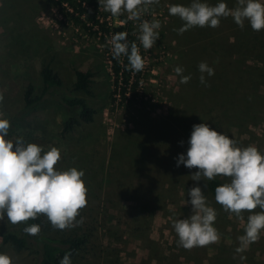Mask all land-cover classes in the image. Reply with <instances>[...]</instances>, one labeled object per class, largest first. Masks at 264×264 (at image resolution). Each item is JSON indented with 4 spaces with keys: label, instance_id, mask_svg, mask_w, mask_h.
Wrapping results in <instances>:
<instances>
[{
    "label": "rangeland",
    "instance_id": "1",
    "mask_svg": "<svg viewBox=\"0 0 264 264\" xmlns=\"http://www.w3.org/2000/svg\"><path fill=\"white\" fill-rule=\"evenodd\" d=\"M189 2L160 0L142 14V19L161 22L159 38L150 49L140 47L145 65L139 93L120 101L110 96L114 77L105 56L109 36L102 40L89 33L48 0H0V114L10 121L8 138L21 136L46 149L56 146L61 150L57 168L83 169L87 205L77 216L82 222L60 230L45 215L40 218L44 220L41 227L49 224L59 233L74 228L89 233L94 249L85 253L87 260L101 259V264H264V230L245 252L236 253L249 212L238 218L202 188L206 202L216 210L219 241L185 249L172 228L173 219L191 214V205L184 203L188 189L199 182L191 179L195 167H177L175 159L186 151L193 124L207 123L239 146L255 145L264 152V29L254 31L247 22L240 27L228 16L216 28L197 26L178 34L176 29L184 22L169 15L168 6ZM226 3L229 8L236 6V0ZM97 10L101 18L108 15L111 24L118 23L120 16L113 17L99 5ZM201 61L214 69V75L205 73V77L223 92L184 91L186 85L179 83L175 66L185 72L194 63L190 69L199 72ZM224 64L243 66L245 71L226 69L220 75ZM46 65L58 74L61 85L52 88L34 109L21 113L28 84L35 94L41 92V70ZM77 69L93 72L90 93L74 88ZM62 96L82 99L94 110L92 121H80L65 130L67 121L80 119L82 107L61 103ZM184 98L193 103L183 105ZM219 177L225 182L229 179ZM13 227L6 217L0 220V232ZM0 252H10L1 237ZM98 252L101 258H95ZM12 255L19 261L25 258L20 252Z\"/></svg>",
    "mask_w": 264,
    "mask_h": 264
},
{
    "label": "clouds",
    "instance_id": "2",
    "mask_svg": "<svg viewBox=\"0 0 264 264\" xmlns=\"http://www.w3.org/2000/svg\"><path fill=\"white\" fill-rule=\"evenodd\" d=\"M160 0H98L99 7L113 17L127 13V20L139 21L135 33L139 45L127 39L126 31L111 35L107 43L111 46L113 58H127L132 71H141L145 61L140 47L152 48L159 38L161 22L153 18L141 19L149 11V6ZM169 15L178 16L184 23L176 29L182 34L192 27L219 26L222 17L231 16L234 22L244 27L247 22L254 31L264 29V0H236V6L229 8L226 0H190L188 4L174 3L168 6ZM199 79L207 84V76L214 75V69L207 62L198 64ZM174 72L180 84L187 83L191 76L177 65ZM3 96L0 94V99ZM10 121L0 114V220L5 217L12 224L36 219L39 214L47 217L57 229L75 227L82 222L77 220L79 210L87 205V188L82 179L83 169L57 168L61 150L56 146L28 142L21 136L9 139ZM181 143H183L181 141ZM186 151L178 153L176 166L183 164L196 171L191 173L193 181H211L217 176L228 177V181L214 189V199L225 211L238 218L247 211V221L243 234L237 239L236 253H243L260 238L264 230V152L255 145L239 146L228 134L210 127L207 123L193 124L187 140ZM184 204L191 205V214L171 221L178 236L179 246L185 249L203 247L220 239L214 226L216 210L206 202L201 187L197 184L187 191ZM259 208L260 211H253ZM23 231L36 235L38 224L25 225ZM240 259H245L240 256ZM0 264H12L11 257L0 252ZM59 264H72L71 252H65Z\"/></svg>",
    "mask_w": 264,
    "mask_h": 264
},
{
    "label": "trees",
    "instance_id": "3",
    "mask_svg": "<svg viewBox=\"0 0 264 264\" xmlns=\"http://www.w3.org/2000/svg\"><path fill=\"white\" fill-rule=\"evenodd\" d=\"M48 2L66 14L69 17V20L74 24L82 25V27L89 33L98 34L102 40H105L106 36L111 37L115 32L126 31L128 33L127 39L130 42L135 41L139 45V41L136 39L135 35L137 32V24L132 20H127V22L124 23L127 19L126 14H121L119 17V20L122 21V23L109 24L108 20H106L108 15H105L103 18L99 16L97 10L98 3L96 0H48ZM254 43L256 44V42ZM260 43L262 44V42ZM105 52L109 53V58L111 60L110 67L114 77V87L110 91L111 99L115 100L116 97H118L120 101H124L130 95L136 97L139 93L138 89L141 85L144 68L141 71H132L130 67H126L128 61L125 56H121L119 59L113 58L109 45L106 47ZM140 54L143 58L144 51L140 50ZM191 66H194V63H191L188 70L185 69L184 72L185 75L190 74L191 76L190 80L185 83L186 88L184 91L190 93L191 89L194 91H200L199 89L205 88H208L207 90L205 89L206 91H224L223 89L220 90V86L208 80L207 77H205L207 84H202L199 79L201 74L195 72L196 70L193 67L190 69ZM236 68H238V71H245L243 66H236V64L229 66L224 64L220 75H224L226 69L233 70ZM41 75L43 78L41 92L35 94L32 85L28 84L24 92V105L21 113L34 109L46 98L48 93H52V88L61 85L60 77L49 65L42 68ZM92 80L93 72L88 69H77L75 70L73 86L76 90L90 93V84ZM240 82L242 83V81ZM245 83L246 79L243 80V84ZM61 100V103L65 105H80L82 107L80 119H71L67 121L64 126L65 130L69 129L74 123H79L80 121H92L94 110L87 107L82 99H68L62 96ZM185 100L186 101L182 103L183 105L193 103L190 99ZM223 183H225L224 178L217 176L211 181L204 182L203 180H200L197 184L205 190V192L214 197L215 187ZM43 223L44 220H41L39 214L34 220L29 219L25 222L14 224L12 229H6L0 232L1 244L10 249V252L7 254L11 257L12 264H59L61 257L65 252L69 251L71 252L72 264H101V259L93 262L92 260H87V255H85V253H89L94 249L93 246L90 245L89 233L80 231L78 228H74L75 230L71 229L68 233H59L50 227L49 224H45L44 227H41ZM31 224H38L40 226V231L36 235H29L23 231L25 225ZM15 252L25 254L24 260L19 261L16 256L12 255L15 254ZM101 257L102 255H100L99 252L95 255V258Z\"/></svg>",
    "mask_w": 264,
    "mask_h": 264
},
{
    "label": "built area",
    "instance_id": "4",
    "mask_svg": "<svg viewBox=\"0 0 264 264\" xmlns=\"http://www.w3.org/2000/svg\"><path fill=\"white\" fill-rule=\"evenodd\" d=\"M142 19V18H141ZM106 20H108V22H109V24H111V22L109 21V16H107L106 17ZM135 23H139V21L138 22H136V21H134ZM118 23H122V21H118ZM110 37V36H109ZM109 45V44H108ZM109 47L111 48V46L109 45ZM105 56H106V60H107V62H108V64L109 65H111V60H110V58H109V53L108 52H105Z\"/></svg>",
    "mask_w": 264,
    "mask_h": 264
}]
</instances>
